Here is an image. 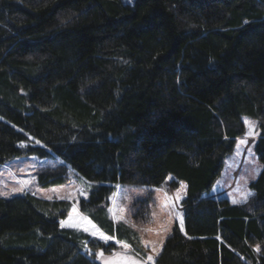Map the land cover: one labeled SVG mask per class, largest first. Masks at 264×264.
<instances>
[{"label":"trees","instance_id":"16d2710c","mask_svg":"<svg viewBox=\"0 0 264 264\" xmlns=\"http://www.w3.org/2000/svg\"><path fill=\"white\" fill-rule=\"evenodd\" d=\"M244 118L252 196L203 198ZM26 155L64 159L37 185L82 176L78 211L130 247L62 226L70 201L25 193L0 197V264H148L153 188L180 182L182 221L152 264H264V0H0V164ZM119 188L124 222L109 213Z\"/></svg>","mask_w":264,"mask_h":264},{"label":"rangeland","instance_id":"374dc122","mask_svg":"<svg viewBox=\"0 0 264 264\" xmlns=\"http://www.w3.org/2000/svg\"><path fill=\"white\" fill-rule=\"evenodd\" d=\"M243 120L244 123L247 121L251 127L245 123L246 131L244 135L237 139L233 153L226 158L219 177L211 190L204 194L203 198H226L232 204H243L252 196V191L249 190L248 185L258 176L261 164L253 152V142L256 137L254 122L247 118ZM57 163L67 164L64 159L58 156L40 158L36 155L17 156L0 164V197L9 199L28 193L42 199L68 200L71 202V207L68 215L63 220L65 222L64 227L81 230L103 243L113 242L120 250L125 249L115 238L107 241L103 240L99 233L104 232L88 217L78 211V200L86 198L91 189V183L85 178L75 175L69 169L71 175L69 182L49 187H39L37 185L36 170ZM169 182L170 178L165 181V186ZM185 190L186 184L184 182H180L178 187L171 191L165 187L153 188L157 201L156 209L153 212L154 223L150 227L139 230L141 231V247L144 248L146 253L143 261L146 263H153L164 241L171 234L174 221L176 219L182 221L183 206L181 201L185 196ZM121 191L120 188L117 189L110 198L109 213L114 221L124 222L126 221L130 195L126 190H124L125 192L122 191L123 193ZM148 256H151L152 260H148ZM110 259L106 257L105 260L102 259L103 262L101 261V263L113 264ZM115 261L120 264L125 263V260H122L121 263L119 257Z\"/></svg>","mask_w":264,"mask_h":264},{"label":"snow or ice","instance_id":"6c2138e0","mask_svg":"<svg viewBox=\"0 0 264 264\" xmlns=\"http://www.w3.org/2000/svg\"><path fill=\"white\" fill-rule=\"evenodd\" d=\"M245 123H246V125H248V122H247V121H246ZM248 126L251 127V125H248ZM241 142H243V141H241ZM37 143H39V141H37ZM70 215H71V213H70ZM64 223H65L64 221H61V225H62V226H63ZM93 227H95V226L93 225ZM93 234L95 235L96 233H93ZM99 235H100V237H101L103 240H105V241L110 240V239H114L113 237L107 236V235H105L104 233H99ZM118 243H120V244L122 245L123 248H125V249L128 248V245H127L126 242H118ZM98 255H101V256H102L103 253H102V252H101V253H98ZM147 259H148V260H152V257H151V256H148ZM106 264H107V262H106ZM132 264H136V262L133 261Z\"/></svg>","mask_w":264,"mask_h":264},{"label":"crops","instance_id":"0c3cea01","mask_svg":"<svg viewBox=\"0 0 264 264\" xmlns=\"http://www.w3.org/2000/svg\"><path fill=\"white\" fill-rule=\"evenodd\" d=\"M204 196V195H203Z\"/></svg>","mask_w":264,"mask_h":264}]
</instances>
